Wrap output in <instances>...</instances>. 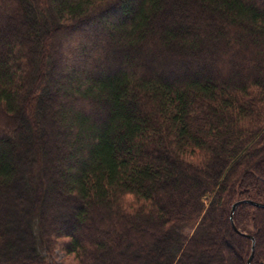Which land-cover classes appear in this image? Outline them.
Listing matches in <instances>:
<instances>
[{"label": "trees", "instance_id": "trees-1", "mask_svg": "<svg viewBox=\"0 0 264 264\" xmlns=\"http://www.w3.org/2000/svg\"><path fill=\"white\" fill-rule=\"evenodd\" d=\"M260 175L264 0H0V264H264Z\"/></svg>", "mask_w": 264, "mask_h": 264}, {"label": "rangeland", "instance_id": "rangeland-1", "mask_svg": "<svg viewBox=\"0 0 264 264\" xmlns=\"http://www.w3.org/2000/svg\"><path fill=\"white\" fill-rule=\"evenodd\" d=\"M45 172H46L47 176H50V173H49L48 169H46ZM45 172L43 173L44 177H45ZM257 177H259L260 180L264 181V178L261 175L257 176ZM47 185H48L49 190H47V195H48V197H47V206H45L44 209H45V211H47L48 219L51 221V219L53 217H55L57 214H60V215L64 214L68 210V207L70 206V203L69 202H64L61 199L60 194L59 195L57 194L56 190L53 191L52 189H50L48 181H47ZM16 189H18V188L16 187ZM58 192H60V191L58 190ZM5 205L6 204L3 203V201H0V206H4L5 207ZM22 205H23V203L20 200V197H18L17 201L16 202L15 201L12 202V205H10V206H13V209H16L15 208L16 206H22ZM15 211H16L15 215H17V217H18L20 211H17V210H15ZM0 216H2V215H0ZM0 222H1V220H0ZM100 238L102 240H104V238L102 236H100ZM227 238H228L229 242L233 245V247L236 249V251L239 252L240 251V246L238 244H236L233 241V239H231L230 237H227ZM205 246H206V248L203 247L200 251L197 252V254H201V256H205V257H210L211 255H214L213 262H212L213 264H224L225 263L224 259H222V256L220 257V255H217L214 250L213 251H209V252L207 251V247L210 248L211 243H206ZM118 247L120 248V245ZM101 250H102L101 252H106L107 253L105 248H103ZM229 250H230L229 247L226 245V247H224L223 251L229 252ZM107 254L110 257V254L109 253H107ZM61 256H62L61 253H59L56 250L53 255L48 256V259L50 261L53 260L54 262H59V260L62 259ZM104 259L107 260L106 258H104ZM105 262L106 261H104V263Z\"/></svg>", "mask_w": 264, "mask_h": 264}, {"label": "water", "instance_id": "water-1", "mask_svg": "<svg viewBox=\"0 0 264 264\" xmlns=\"http://www.w3.org/2000/svg\"><path fill=\"white\" fill-rule=\"evenodd\" d=\"M241 203H248V204H251V205H254L256 207H260V208H264V202H258V201H255V200H252V199H240V200H237L235 201L232 205H231V208H230V215H229V218H230V221L231 223L233 224V213H234V210L235 208L240 205ZM233 227H234V224H233ZM234 229L238 232V233H241L245 236H247L250 240H251V247H250V253H249V256L246 260V264H250V261L253 257V254H254V248H255V241H254V238L252 235L250 234H247L245 232H241L240 230H238L236 227H234Z\"/></svg>", "mask_w": 264, "mask_h": 264}]
</instances>
